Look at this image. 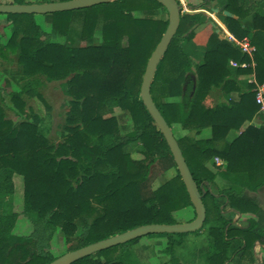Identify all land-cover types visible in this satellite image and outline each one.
Here are the masks:
<instances>
[{
    "label": "trees",
    "instance_id": "obj_1",
    "mask_svg": "<svg viewBox=\"0 0 264 264\" xmlns=\"http://www.w3.org/2000/svg\"><path fill=\"white\" fill-rule=\"evenodd\" d=\"M210 1L236 16L220 14L227 30L238 39L248 37L255 49L249 56L215 31L199 49L193 43L196 27L210 18L202 11L180 10L150 95L172 132L174 125L186 130L175 138L206 217L193 232L164 233V251L170 264H188L174 255V247L184 235L208 226L205 264H224L239 250L251 264L252 245L263 243L264 234L253 231V219L238 228L224 213H255L253 201L243 193L264 185V124L252 123L257 113L264 116L255 101L256 85L264 84V0H203L199 8L209 10ZM160 9L166 18L153 17ZM45 15L50 35L33 14H6L12 31L0 45V54L4 49L16 54L25 77L17 91L0 88V195L11 194L14 175H21L22 213L33 226L27 235L13 234L17 213H0V264L51 262L58 257L49 250L57 228L65 237L66 253L140 225L176 223L174 212L193 207L170 148L140 96L146 63L168 24L166 8L156 0H112ZM230 61L245 65L232 66ZM249 74L254 81L247 82ZM44 79L62 82L69 97L62 139L56 144L42 134L36 115L14 123L5 118L1 105L5 93L20 113L25 104L21 95L37 97L49 109L37 91ZM214 89L227 101L206 104ZM113 107L128 114L130 130L123 133L114 115L105 116ZM204 128L211 135L197 138ZM230 130L238 135L227 141ZM132 145L139 147L138 158L126 151ZM215 157L223 164L216 165ZM170 168L176 174L153 188L154 172ZM217 177L224 184L214 191ZM194 217L195 210L188 221ZM139 238L71 264H138L130 259V246ZM235 238L243 243L232 244Z\"/></svg>",
    "mask_w": 264,
    "mask_h": 264
},
{
    "label": "rangeland",
    "instance_id": "obj_2",
    "mask_svg": "<svg viewBox=\"0 0 264 264\" xmlns=\"http://www.w3.org/2000/svg\"><path fill=\"white\" fill-rule=\"evenodd\" d=\"M179 5H181V11L184 8L183 4L177 0ZM220 7V6H219ZM141 12L138 11L135 15H140ZM2 14H0L1 17ZM35 16V14L33 15ZM37 20L44 26L46 29L44 22L49 19L45 18V16H36ZM39 17V18H38ZM154 18H166L167 14L163 9L157 11ZM2 18V17H1ZM0 18V45H5L12 31V24L5 20L4 18ZM8 22V23H7ZM51 26L47 28L45 33L50 35ZM220 32V30H217ZM217 32V33H218ZM221 34V33H219ZM248 38V37H247ZM56 39H61L60 35H57ZM97 38L96 41H98ZM62 41V40H60ZM235 46V45H234ZM253 46V45H252ZM254 47V46H253ZM255 49V47H254ZM2 55H5L3 57ZM230 61V65H231ZM25 79V77H24ZM22 72L20 70V66L16 61V54L9 50L4 49V54H0V88L5 92L17 91L19 86L23 82ZM64 84L60 81H47L43 80L41 85L37 87V91L41 94L46 104L49 105V109L46 107L45 103H43L37 97H28L26 95H21V100H23L24 107L23 113H20L17 108L14 106V103L10 100L8 95H2L1 105L3 107L5 118L11 119L14 123H18L19 121L25 120L26 115L32 117V115H36L39 122V129L44 134V136L49 140L50 143L56 144L62 138V127L65 124V111L68 101V96L65 94ZM173 100V99H169ZM206 103H214V99H206ZM259 112L260 109H259ZM262 113V112H261ZM105 116L114 115L118 123L121 126L122 132H126L131 129L130 119L127 113L123 112L118 107H113L112 109H108L105 111ZM31 120V118H29ZM173 131L175 137H180L186 130L181 129L179 126L174 125ZM209 135V129H205L202 132V137ZM200 138V137H199ZM127 152L133 158H138L139 154L137 151L139 147L136 145L128 146L126 148ZM176 174L175 168H170L164 172L157 171L154 172V176L152 178L151 186L153 188L162 184L166 180L170 179L172 176ZM14 180V191L6 196L0 195V213H8V212H16L17 219L15 221V225L13 228V234L18 235H27L32 229V223L30 220L22 213L23 211V182L22 177L19 174H15L13 177ZM175 219L180 222H187L194 215L193 207L188 206L184 209L178 210L174 212ZM240 222L241 225L246 224V220L237 221ZM177 223V222H176ZM206 230V229H205ZM204 230V231H205ZM195 234L188 233L182 237L183 242L180 245H177L174 249V255L178 257V259L182 263L188 264H204L202 254L206 249V234L205 232L201 234L198 238H195ZM168 239L164 233H155V234H147L143 235L140 238V241L132 246V258L138 263L141 264H161L162 262L168 261L170 259V255L166 253L165 248L167 246ZM67 248V244L65 241V237L60 231L59 228L53 234V237L50 241L49 250L53 256H60L65 253ZM97 255V254H95ZM262 254L260 255V257ZM166 264H170L166 262ZM259 264L261 260L259 259Z\"/></svg>",
    "mask_w": 264,
    "mask_h": 264
},
{
    "label": "water",
    "instance_id": "obj_3",
    "mask_svg": "<svg viewBox=\"0 0 264 264\" xmlns=\"http://www.w3.org/2000/svg\"><path fill=\"white\" fill-rule=\"evenodd\" d=\"M112 0H65L48 3H31V4H0V13L4 14H47L53 12L74 10L80 8L90 7L96 4L109 2ZM161 3L168 12V24L162 34L159 42L152 51L145 67V71L142 77L140 86L141 99L163 134L170 151L173 155V159L176 163V167L179 171L181 179L189 194L190 201L195 210L194 219L187 222H177L173 224L164 223H150L137 226L135 228L126 230L122 233L116 234L109 238L91 243L79 249L66 252L47 264H71L73 261L90 255L94 252L106 249L108 247L125 243L133 238H138L147 234L155 233H184L193 232L199 229L206 217V210L202 202L201 194L196 185L189 168L185 162L180 147L176 141V138L172 132L171 127L167 124L160 111L156 107L154 101L150 95V84L153 79V75L161 56L164 54L167 46L169 45L172 37L174 36L179 16L181 5L176 0H156ZM216 12L217 9H212Z\"/></svg>",
    "mask_w": 264,
    "mask_h": 264
},
{
    "label": "crops",
    "instance_id": "obj_4",
    "mask_svg": "<svg viewBox=\"0 0 264 264\" xmlns=\"http://www.w3.org/2000/svg\"><path fill=\"white\" fill-rule=\"evenodd\" d=\"M56 1H61V0H0V4H31V3H48V2H56ZM179 2L184 5L183 6L184 8H182V10H184L185 12L202 11L208 18H210V20H208L207 22H204L203 24L198 25L196 27L195 35L193 38V43L195 45H197V47L199 49H201L203 47V45L205 44V41L207 39V35L210 32H212V31L218 32L217 30H221L220 35L223 36L224 32L222 29H225L226 32L230 33L227 30L225 24L223 23V21L220 17V14L222 13L226 16H232V17H236V16L231 14L227 10H222L219 6H215L214 1H210V3H208V5H210V4L212 5V7H210L209 10H208V8H199V7H201V3L203 2V0H179ZM214 8L217 9L216 12L212 11V9H214ZM0 14H2L1 15L2 18L0 17L1 19L6 18V14H4V13H0ZM43 15L45 16L46 19L48 18V16H46L45 14H35V16H33V20L43 30H46L47 28L50 27V20L49 21L47 20L46 22H44V24L46 26L45 27L46 29H44V26L42 25L43 23L39 22L37 20V17H36V16H43ZM76 15H77V13L74 16H76ZM245 78L247 79V82H251L254 79V76H253V74H249ZM261 86L263 87V90H264V84H262ZM230 97L237 98V92H231ZM208 99H214V103H210L208 105H214L217 102L227 101L219 89H214L210 93V96L207 98V100ZM252 123L255 126H260V125L264 124V116L257 113L253 117ZM205 129H209V128L202 129L201 133L198 134L196 137L197 138H199V137L200 138H208L211 135L210 129H209V135H207L205 137L201 136L202 132ZM237 135H238L237 130H230L226 136V140L231 141ZM214 161H215L216 165H222L223 164V161L218 157H215ZM215 183H216V185L213 187L214 191L217 187L223 186L224 180H222L220 177H217L215 179ZM243 195L246 198H249L251 201H253L255 208H256L255 213L242 214V213H237V212H234L232 210H229L227 213H224V216H226V218H231L234 226H237L238 228H246L247 224H248V220L251 218L255 222L253 231L256 233L264 234V185H262L260 188H258L255 191L245 190ZM239 220L240 221L246 220V224L241 225L240 222H237ZM204 232L206 234V246L207 247L202 254L203 261H205L204 253L208 250L209 243L211 242V237L208 234V226H205L199 233H191V234H195L194 235L195 238H198ZM140 238L137 242H135L134 244H132L130 246V259L131 260H133L131 248L133 245H135L136 243H138L140 241ZM182 242H183V239H182ZM239 243H243V241H241V239H239V238H235L232 241V244L237 245V246L239 245ZM175 247H174V249H175ZM251 252H252V259H253L251 264H259V259L261 260V263L264 264V242L260 243L257 240L254 241V243L252 245ZM261 254H262V256L260 257ZM240 255H241V251L239 250V252L234 253L231 256V258L228 261H226L224 264H249L250 263V260L248 259V257H249L248 255H244L243 257H240ZM133 261L136 262L135 260H133ZM166 262H169V260L162 262L161 264H166ZM136 263H138V262H136ZM138 264H141V263H138Z\"/></svg>",
    "mask_w": 264,
    "mask_h": 264
},
{
    "label": "built area",
    "instance_id": "obj_5",
    "mask_svg": "<svg viewBox=\"0 0 264 264\" xmlns=\"http://www.w3.org/2000/svg\"><path fill=\"white\" fill-rule=\"evenodd\" d=\"M222 30L224 32V35L223 36L220 35L221 38L225 39L226 41L238 47V49H240L241 52L247 53L249 56L252 55L254 47L251 45L247 37L238 39L233 34L226 32L225 29H222ZM218 33H221V30ZM231 65L237 66L238 64H236L235 62H231ZM244 65L245 64L241 63L238 66H244ZM252 66H253V62H252ZM252 81H254V79ZM256 86H257V89L255 93V101L257 104H259L260 111L264 113V90L261 85L257 84Z\"/></svg>",
    "mask_w": 264,
    "mask_h": 264
}]
</instances>
